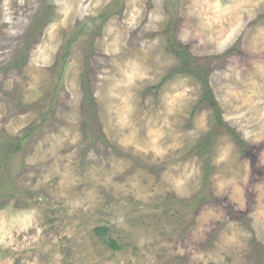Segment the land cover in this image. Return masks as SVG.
<instances>
[{
	"label": "rangeland",
	"instance_id": "obj_1",
	"mask_svg": "<svg viewBox=\"0 0 264 264\" xmlns=\"http://www.w3.org/2000/svg\"><path fill=\"white\" fill-rule=\"evenodd\" d=\"M0 264H264V0H0Z\"/></svg>",
	"mask_w": 264,
	"mask_h": 264
},
{
	"label": "trees",
	"instance_id": "obj_2",
	"mask_svg": "<svg viewBox=\"0 0 264 264\" xmlns=\"http://www.w3.org/2000/svg\"><path fill=\"white\" fill-rule=\"evenodd\" d=\"M180 50V49H179ZM181 51V50H180ZM174 52H176L177 55H183V53H179L177 50H174ZM204 83H206V80H204ZM212 95H210L209 97H211ZM215 120L217 122L222 123V117H221V113L217 112L216 116H215ZM98 237H104L107 234V230L104 227H96L93 231ZM111 246L112 247H116V245L111 241Z\"/></svg>",
	"mask_w": 264,
	"mask_h": 264
}]
</instances>
